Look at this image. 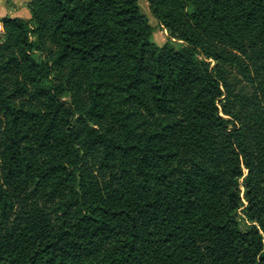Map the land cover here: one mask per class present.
<instances>
[{
	"label": "trees",
	"instance_id": "1",
	"mask_svg": "<svg viewBox=\"0 0 264 264\" xmlns=\"http://www.w3.org/2000/svg\"><path fill=\"white\" fill-rule=\"evenodd\" d=\"M149 3L2 19L0 264H264V0Z\"/></svg>",
	"mask_w": 264,
	"mask_h": 264
},
{
	"label": "rangeland",
	"instance_id": "2",
	"mask_svg": "<svg viewBox=\"0 0 264 264\" xmlns=\"http://www.w3.org/2000/svg\"><path fill=\"white\" fill-rule=\"evenodd\" d=\"M140 6H141L142 13L146 16L149 24L153 27V32L151 35L152 42L158 45L165 44L167 41L170 40L168 31L159 23V21L152 14V11L150 9L149 0H140ZM176 43H180V42L176 41ZM36 55L39 56V54H36ZM226 118L229 119V117H226ZM229 124L230 126H232L231 122H229ZM242 182H243V178L241 179V184ZM241 196L243 197V200H244V187L242 185H241ZM244 203L246 205L245 200H244ZM243 208L244 206H242V208L239 211V217H240V221L242 223L243 228H246V226L249 225L250 222L243 215L242 213Z\"/></svg>",
	"mask_w": 264,
	"mask_h": 264
},
{
	"label": "crops",
	"instance_id": "3",
	"mask_svg": "<svg viewBox=\"0 0 264 264\" xmlns=\"http://www.w3.org/2000/svg\"><path fill=\"white\" fill-rule=\"evenodd\" d=\"M31 0H0V19L5 17L29 18L28 4Z\"/></svg>",
	"mask_w": 264,
	"mask_h": 264
},
{
	"label": "built area",
	"instance_id": "4",
	"mask_svg": "<svg viewBox=\"0 0 264 264\" xmlns=\"http://www.w3.org/2000/svg\"><path fill=\"white\" fill-rule=\"evenodd\" d=\"M4 38H5L4 22L2 19H0V43L4 41Z\"/></svg>",
	"mask_w": 264,
	"mask_h": 264
}]
</instances>
